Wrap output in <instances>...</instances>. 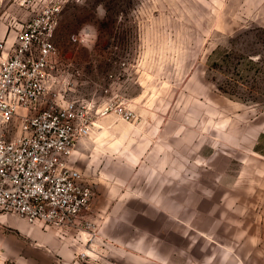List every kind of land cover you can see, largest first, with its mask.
<instances>
[{
	"label": "rangeland",
	"instance_id": "1",
	"mask_svg": "<svg viewBox=\"0 0 264 264\" xmlns=\"http://www.w3.org/2000/svg\"><path fill=\"white\" fill-rule=\"evenodd\" d=\"M56 2L58 63L89 81L78 95L120 79L140 115L99 119L92 133L108 137L106 123L112 136L90 135L76 153L94 190L84 215L97 244L105 221L118 225L111 241L167 239L171 226L177 253L161 247L141 264H264V0H0V42ZM82 30L88 40L73 42ZM128 193L135 209L107 212ZM152 195L170 196L176 212L152 217L143 204ZM21 222L0 213V241H20Z\"/></svg>",
	"mask_w": 264,
	"mask_h": 264
},
{
	"label": "built area",
	"instance_id": "2",
	"mask_svg": "<svg viewBox=\"0 0 264 264\" xmlns=\"http://www.w3.org/2000/svg\"><path fill=\"white\" fill-rule=\"evenodd\" d=\"M62 9L60 2L44 8L0 42V213L79 234L89 230L85 250L76 254L89 264L102 256L95 224L84 215L94 190L75 153L99 119L114 114L137 122L140 115L119 92L120 79L98 84L100 94L78 95L89 81L71 79L81 70L70 73L73 64L64 69L57 60ZM88 35L82 30L72 40Z\"/></svg>",
	"mask_w": 264,
	"mask_h": 264
},
{
	"label": "crops",
	"instance_id": "3",
	"mask_svg": "<svg viewBox=\"0 0 264 264\" xmlns=\"http://www.w3.org/2000/svg\"><path fill=\"white\" fill-rule=\"evenodd\" d=\"M111 116L113 115L101 118L100 120H108ZM103 125L106 127V134L108 137L101 136L102 134L97 131L91 134L92 140L97 142V144L104 138L107 139L112 136L108 131L110 127L107 126L106 123ZM103 125H98V128L103 129ZM116 129L127 131L128 127L121 124L119 127H116L115 130ZM86 138L81 139L78 148L87 143L85 142ZM148 141L150 142V140ZM148 141L145 142L146 149L151 148V142L149 143ZM76 153H78V149ZM76 153V164L82 170L79 166V158ZM145 160H147V158ZM167 176L171 179L170 171ZM146 180L152 183L153 181L160 180V175H156V173L147 174ZM131 197V194L128 193L127 195L119 197V201L121 200L119 203L116 202V200H112L110 206H107V212L113 215L123 212L124 210L127 213L132 211L135 209L136 203L132 201ZM127 198L131 200L126 201ZM170 198V196L166 198V196L160 195L146 197L143 203L146 208L145 212L152 214V217H154L155 214L160 215V212L163 211H167L170 214L175 213L176 205L174 201L171 202ZM14 226L22 239L20 241H0L1 262L9 261L14 264H88L76 257L79 251L85 250V240L80 234L75 237L73 230L61 229L54 226L45 227L42 223L27 224L21 222L15 223ZM100 226L99 234H101L102 238L106 239V241H100L98 251L106 264L112 256L124 264H141L146 262V256L158 254L161 247L167 248L169 254L177 253L176 232L175 228L171 232V226L168 227L169 233L167 239H155L151 237L152 235L145 238H138L133 236L131 234L132 232H130L129 236H131V238H127L125 241H123V238H120L121 241H111L114 235L113 232L118 229V225H115L111 221H105Z\"/></svg>",
	"mask_w": 264,
	"mask_h": 264
}]
</instances>
